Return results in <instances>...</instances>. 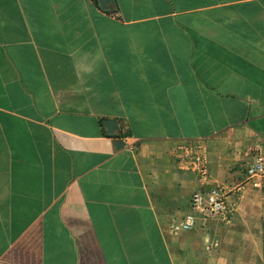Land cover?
Here are the masks:
<instances>
[{
    "label": "crops",
    "instance_id": "obj_1",
    "mask_svg": "<svg viewBox=\"0 0 264 264\" xmlns=\"http://www.w3.org/2000/svg\"><path fill=\"white\" fill-rule=\"evenodd\" d=\"M185 142L234 213L173 235ZM258 154L264 0H0V264H262Z\"/></svg>",
    "mask_w": 264,
    "mask_h": 264
},
{
    "label": "built area",
    "instance_id": "obj_2",
    "mask_svg": "<svg viewBox=\"0 0 264 264\" xmlns=\"http://www.w3.org/2000/svg\"><path fill=\"white\" fill-rule=\"evenodd\" d=\"M173 155L180 170L197 176L200 189L193 192L189 211L180 218H173L169 230L173 235L194 231L200 221L218 219L230 222L234 210L228 202L226 190L211 181L210 155L203 142H185L173 148ZM246 176L251 186L261 193L264 191V156L258 154L246 165Z\"/></svg>",
    "mask_w": 264,
    "mask_h": 264
},
{
    "label": "water",
    "instance_id": "obj_3",
    "mask_svg": "<svg viewBox=\"0 0 264 264\" xmlns=\"http://www.w3.org/2000/svg\"><path fill=\"white\" fill-rule=\"evenodd\" d=\"M109 2H112V0H99L100 6L103 9L107 8V5H108ZM104 125L107 128L108 133L111 134V135L115 134L119 130L118 123L115 120H106L104 122ZM116 146H117V148H122L123 147V145H122V143L120 141L117 142Z\"/></svg>",
    "mask_w": 264,
    "mask_h": 264
},
{
    "label": "rangeland",
    "instance_id": "obj_4",
    "mask_svg": "<svg viewBox=\"0 0 264 264\" xmlns=\"http://www.w3.org/2000/svg\"><path fill=\"white\" fill-rule=\"evenodd\" d=\"M246 173V172H245ZM253 190H255V188L252 187ZM258 199L259 201H261L262 203H264V191L261 193L259 192V195H258ZM173 219V218H172ZM171 219V220H172ZM170 220V221H171ZM170 223V222H169ZM260 263L264 264V235H263V243H262V256H260L259 260H258Z\"/></svg>",
    "mask_w": 264,
    "mask_h": 264
}]
</instances>
